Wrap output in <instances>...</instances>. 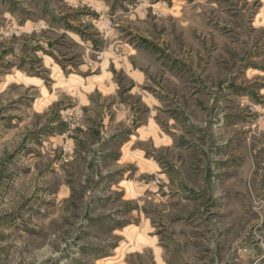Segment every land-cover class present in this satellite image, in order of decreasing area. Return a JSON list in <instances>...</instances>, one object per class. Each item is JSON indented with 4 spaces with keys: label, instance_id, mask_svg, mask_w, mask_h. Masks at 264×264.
Segmentation results:
<instances>
[{
    "label": "rangeland",
    "instance_id": "1",
    "mask_svg": "<svg viewBox=\"0 0 264 264\" xmlns=\"http://www.w3.org/2000/svg\"><path fill=\"white\" fill-rule=\"evenodd\" d=\"M0 264H264V0H0Z\"/></svg>",
    "mask_w": 264,
    "mask_h": 264
}]
</instances>
